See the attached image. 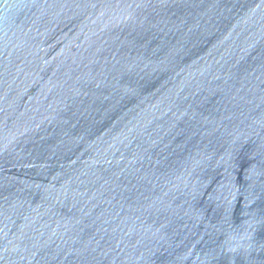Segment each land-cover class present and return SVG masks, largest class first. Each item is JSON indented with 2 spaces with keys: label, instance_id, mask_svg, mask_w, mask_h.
Wrapping results in <instances>:
<instances>
[{
  "label": "water",
  "instance_id": "1",
  "mask_svg": "<svg viewBox=\"0 0 264 264\" xmlns=\"http://www.w3.org/2000/svg\"><path fill=\"white\" fill-rule=\"evenodd\" d=\"M0 264H264V0H0Z\"/></svg>",
  "mask_w": 264,
  "mask_h": 264
}]
</instances>
